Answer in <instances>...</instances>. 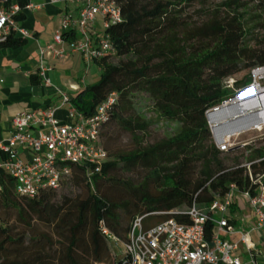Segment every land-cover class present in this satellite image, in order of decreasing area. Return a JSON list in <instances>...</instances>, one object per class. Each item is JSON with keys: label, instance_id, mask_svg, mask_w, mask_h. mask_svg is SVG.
<instances>
[{"label": "trees", "instance_id": "1", "mask_svg": "<svg viewBox=\"0 0 264 264\" xmlns=\"http://www.w3.org/2000/svg\"><path fill=\"white\" fill-rule=\"evenodd\" d=\"M208 1L116 0L121 21L104 30L115 53L93 62L100 80L70 99L78 113L90 117L110 94H117V104L99 135L107 160L91 182L83 167L70 166V176L60 186L70 195H59V188L46 189L34 198L22 197L15 193L13 179L1 173L0 264H47L44 253L53 243L32 235V222L52 227L59 239L58 264H108L110 253L101 222L125 242L138 217L149 215L144 227L167 219L184 223L183 213L189 207L194 204L207 212L232 184L255 194L257 186L244 165H250L253 177L264 174V141L242 152H225H239L226 165L221 157L225 153L212 142L206 113L231 97L232 91L224 88L225 79L264 68V36L255 35L257 28L264 30V0H251L259 13L255 27L246 19L245 0H226L199 16L201 10L195 11L194 6ZM17 3L21 8L27 4L25 0ZM23 19L22 14L15 17L18 22ZM73 34L63 32L62 38ZM23 40L12 35L0 47H20ZM241 83L248 86L251 79ZM144 101L152 104L160 118L177 123L172 136L143 145L150 127L139 107ZM120 134L131 136L138 146L116 153L113 143ZM124 175H139L138 184ZM75 189L86 194L74 195ZM236 209L232 203L230 214ZM171 211L179 214H158ZM12 218L19 227L9 223ZM154 220L157 223L150 224ZM212 232L213 224L207 223V240Z\"/></svg>", "mask_w": 264, "mask_h": 264}, {"label": "built area", "instance_id": "2", "mask_svg": "<svg viewBox=\"0 0 264 264\" xmlns=\"http://www.w3.org/2000/svg\"><path fill=\"white\" fill-rule=\"evenodd\" d=\"M9 0H0L7 3ZM52 3L75 2L80 5L78 17L64 16L60 31L52 43L41 50L55 59L77 54L83 57L87 67L106 53L114 54V48L104 30L121 21V13L116 0H50ZM30 3L21 8L18 4L8 9H0V45L10 36L30 38L28 31L19 27L15 17L23 10H30ZM102 19L103 33L94 39L89 35L97 19ZM80 33L81 40L65 49L63 32ZM40 74L44 84L49 80ZM117 94H110L94 114L84 117L70 104V99L62 95V102L69 105L67 121L55 118V108L49 107L39 112H21L12 119V135L0 141V174L6 173L15 182V193L26 198H34L46 189H59L70 176V166L85 169L88 181L96 175L107 160V152L100 144V130L106 117L117 104ZM225 141L219 144V151H226ZM250 181L256 185L255 194L241 191L234 184L228 192L214 201L207 212L194 204L183 213L187 222L180 223L167 219L159 224L144 227L143 221L149 215L134 219L127 233L126 241L114 237L101 222L100 230L106 241L112 240L122 246L121 257L115 264H264L259 261L251 234L264 231V174L251 175L250 165H244ZM239 196L245 201L253 222L249 230H235L231 224L232 203ZM158 214H179L177 211ZM153 215V214H152ZM213 224L209 240L205 237V225ZM223 236V239L221 238ZM237 236L229 241L227 237Z\"/></svg>", "mask_w": 264, "mask_h": 264}, {"label": "crops", "instance_id": "3", "mask_svg": "<svg viewBox=\"0 0 264 264\" xmlns=\"http://www.w3.org/2000/svg\"><path fill=\"white\" fill-rule=\"evenodd\" d=\"M25 1L34 7L23 10L20 14L24 19L17 23L21 29L29 32L30 38L24 39L20 47H0V141L3 142L11 137L12 119L21 112H39L54 107L55 118L66 122L69 105L63 104L62 95L71 99L90 86L88 67L81 55L69 54L63 59H55L49 53L41 55V50L52 43L54 35L60 31L61 19L64 16L78 17L80 5L75 2L52 3L50 0ZM14 4H18L17 0H11L9 6L0 2V9H8ZM102 33V19L98 18L89 35L96 39ZM80 40V33L74 32L73 37L64 40L65 49ZM41 65L49 85L44 84V78L40 74ZM235 204L237 209L233 216L246 206L239 196L236 197ZM250 218L251 215H248L241 220L245 224L244 229L251 226L253 219ZM255 233L251 237L254 236L256 243L252 242L259 261L264 262V252L259 249L264 238ZM232 237L237 239V236Z\"/></svg>", "mask_w": 264, "mask_h": 264}, {"label": "rangeland", "instance_id": "4", "mask_svg": "<svg viewBox=\"0 0 264 264\" xmlns=\"http://www.w3.org/2000/svg\"><path fill=\"white\" fill-rule=\"evenodd\" d=\"M173 1H179V0H173ZM226 0H209L207 3L203 4H199L197 3L194 8L195 11H200V15L204 16L207 11L212 10L214 8L219 7V5H221V3L225 2ZM245 3H247L248 7H247V17L246 19L248 21H252L251 22V27H255L257 25V20H259V13L257 12V8H256V3L255 2H251V0H245ZM196 13V12H195ZM103 32V29H102ZM255 35L257 37H261L264 36V30H262V28H257V30H255ZM87 67L84 68V71L86 70ZM262 69V68H260ZM258 70V69H254L251 71H245L242 73H239L233 77L227 78L223 81L224 84V88L230 89L232 91V95L230 98H228V100H226L223 104L225 105L226 103L232 101L233 99L237 98L238 96H241V103L239 104L241 109H247L250 110L254 107V99L248 97V96H244L243 93L246 92L250 86H252L254 84V82L256 81L254 78V72ZM88 71H89V75H88V82L90 85H94L96 84L99 80H100V71L98 70V68L93 64L90 63V65L88 66ZM249 77L251 79V83L246 86L245 84H242L241 82L245 79ZM258 85H260L262 87V89H264V77H261L259 79H257ZM262 98H264V94L261 95ZM245 98V99H244ZM223 105V106H224ZM140 110L141 113L145 116V118L149 121L150 123V127L148 129V132L146 134V136L143 137V145H150L156 142H160L164 139H166L167 137H170L174 134V132L177 130L178 125L175 122H170L167 120H164L162 118H160L157 113L154 111L152 104L149 102H142L140 104ZM219 109V108H218ZM217 109V110H218ZM214 109L209 110L206 113V120H207V124H208V129L210 131L211 134V139L213 144L215 145V147L218 149L219 144L221 142L224 141L225 139V143H227L229 146L227 148L225 152H228L230 150L233 149H240V151H244L245 147H258L259 143L264 141V124L258 126V127H252L249 130H243L241 131V134H235L233 137L226 139L223 135L222 136H217L214 132H213V128L211 126L209 117H210V113L212 111H217ZM258 117L264 118V110L259 111L258 113ZM221 117V116H219ZM237 125V124H236ZM217 136V137H216ZM136 146H138V142H136L131 136L127 135V134H120L118 137H116V140H114L113 143V149L115 150L116 153H126L127 151H130L132 149H134ZM219 150V149H218ZM239 155V152H233L231 154H222V158L224 159L226 165H231L233 160L235 159V157H237ZM125 177H127V180H131L132 184L137 185L138 184V177H140L139 175L135 176V175H124ZM57 193L60 195H62L63 193L65 194H69L70 192L69 190H67L64 186H62ZM74 195H82L84 196L86 193L83 190L80 189H75L74 190ZM238 215V216H237ZM237 215H234V228L235 230H249V228L251 227H247L244 229L245 224H243L241 222L242 219H245V216L251 215L250 211L248 210L247 206H245L242 210H238L237 211ZM251 219V218H250ZM15 218H12L9 223L11 225H17L14 222ZM146 222V221H145ZM147 222H150L149 220H147ZM157 223L156 220L152 221L150 224H155ZM33 224V228H32V235H37V236H45L46 239H49L53 245L52 248H46V252L44 253V256L47 255V258L44 260V263L47 264H58L57 260H56V253L59 249V239L58 237H56L55 232L53 231L52 227H47L45 226L43 223H37V222H32ZM21 231L20 229L16 230V232ZM255 234H257L260 238H264V231L262 232H256ZM253 235V234H252ZM251 235V236H252ZM223 239V236L221 237ZM227 240L229 241H233L235 240V238L233 237H227ZM251 240H253L254 243H256V240L254 239V236L251 237ZM108 245V249H109V253H110V261L108 264H112V260L115 259H119L121 257V251H122V246L115 244L112 240H109V243L107 242ZM259 249L264 252V243L259 245ZM89 264H99L97 262L94 261H90ZM107 264V263H106Z\"/></svg>", "mask_w": 264, "mask_h": 264}, {"label": "bare ground", "instance_id": "5", "mask_svg": "<svg viewBox=\"0 0 264 264\" xmlns=\"http://www.w3.org/2000/svg\"><path fill=\"white\" fill-rule=\"evenodd\" d=\"M261 77H264V68L258 69L254 72V78L256 81L246 92L243 93L245 97L248 96L254 99V107L252 109L247 110L239 108L241 96H238L220 107L217 111H212L210 113L209 120L213 132L217 136L220 137L223 135L226 139H229L235 134H241V131L243 130H249L252 127H258L264 124V118L258 117L257 114L259 111L264 110V98L261 96L264 94V89H262L257 82V79Z\"/></svg>", "mask_w": 264, "mask_h": 264}, {"label": "water", "instance_id": "6", "mask_svg": "<svg viewBox=\"0 0 264 264\" xmlns=\"http://www.w3.org/2000/svg\"><path fill=\"white\" fill-rule=\"evenodd\" d=\"M224 104H221L219 107L214 108V110H217L218 108L222 107Z\"/></svg>", "mask_w": 264, "mask_h": 264}]
</instances>
